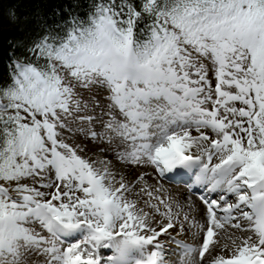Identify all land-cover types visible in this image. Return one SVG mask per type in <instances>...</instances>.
Listing matches in <instances>:
<instances>
[{
    "label": "snow or ice",
    "instance_id": "6c2138e0",
    "mask_svg": "<svg viewBox=\"0 0 264 264\" xmlns=\"http://www.w3.org/2000/svg\"><path fill=\"white\" fill-rule=\"evenodd\" d=\"M81 7L5 10L0 264H264V0Z\"/></svg>",
    "mask_w": 264,
    "mask_h": 264
},
{
    "label": "trees",
    "instance_id": "16d2710c",
    "mask_svg": "<svg viewBox=\"0 0 264 264\" xmlns=\"http://www.w3.org/2000/svg\"><path fill=\"white\" fill-rule=\"evenodd\" d=\"M77 3L82 6L80 10L83 11L87 7L88 0H0V74L4 72L6 38L15 34V30L7 24L5 15V10L10 5L16 6L21 15H31L39 7L45 15L59 9L62 16H66L64 8L67 6L69 9H73Z\"/></svg>",
    "mask_w": 264,
    "mask_h": 264
},
{
    "label": "rangeland",
    "instance_id": "374dc122",
    "mask_svg": "<svg viewBox=\"0 0 264 264\" xmlns=\"http://www.w3.org/2000/svg\"><path fill=\"white\" fill-rule=\"evenodd\" d=\"M173 186L176 188H179V189L184 188L183 184H174ZM103 252L105 253V251H103Z\"/></svg>",
    "mask_w": 264,
    "mask_h": 264
},
{
    "label": "bare ground",
    "instance_id": "6f19581e",
    "mask_svg": "<svg viewBox=\"0 0 264 264\" xmlns=\"http://www.w3.org/2000/svg\"><path fill=\"white\" fill-rule=\"evenodd\" d=\"M173 185H174V184H173ZM173 185H172V187H173L174 189H176V190H179V191H183V190H184V188L179 189V188L174 187ZM102 252H103V251H102ZM105 252H107V251H105Z\"/></svg>",
    "mask_w": 264,
    "mask_h": 264
}]
</instances>
